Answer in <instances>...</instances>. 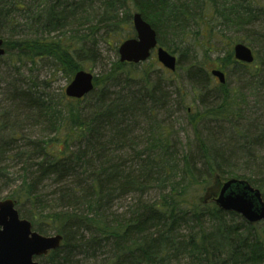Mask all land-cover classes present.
I'll use <instances>...</instances> for the list:
<instances>
[{"label": "trees", "instance_id": "1", "mask_svg": "<svg viewBox=\"0 0 264 264\" xmlns=\"http://www.w3.org/2000/svg\"><path fill=\"white\" fill-rule=\"evenodd\" d=\"M37 1L0 0V37L9 33L4 56L31 63L49 58L72 78L85 70L81 61L96 57L90 37L97 26L109 37L139 12L158 44L178 53L176 70L164 73L182 71L188 94L198 101L195 109L187 106L188 94L177 83L176 94L165 91L155 63L139 69L119 59L94 77L93 91L80 99L63 92L13 93L15 109L32 119L39 136L25 135L8 122L10 112L0 111V200L12 199L38 233L63 236L61 247L39 263L264 264V224H249L199 199L217 176L246 179L264 198V124L255 134L239 131L244 97L235 94L264 91V30L247 28L257 21L264 26V0ZM65 11L70 17L84 11L74 20L88 23L87 33L44 37L65 27ZM134 35L129 31L124 39ZM237 41L254 47L252 63L234 59ZM223 49L212 65L234 69L236 88H211L206 62ZM115 87L120 91H109ZM178 111L185 113L190 138L174 135ZM210 123L229 124L235 136L218 128L224 141L217 143L219 137L204 134ZM233 141L238 145L229 147ZM10 161L19 167L15 172ZM128 197L131 205L119 212Z\"/></svg>", "mask_w": 264, "mask_h": 264}, {"label": "rangeland", "instance_id": "2", "mask_svg": "<svg viewBox=\"0 0 264 264\" xmlns=\"http://www.w3.org/2000/svg\"><path fill=\"white\" fill-rule=\"evenodd\" d=\"M39 1V0H38ZM37 1V2H38ZM46 1V0H44ZM62 0H60L61 2ZM67 3H70L71 0H66ZM95 1V0H94ZM36 2V1H35ZM48 3H52V0H48ZM96 4V3H95ZM133 13V11H132ZM84 11L81 13H77L76 15L70 17L67 16V11L64 12L63 15L67 16V23L62 30L54 31L49 34H43L44 37H62V35L69 37L71 35L77 34H85L87 33L89 24L86 22L79 21L76 23L75 16L81 18L83 16ZM97 18L94 17V21ZM24 20L19 19V26L17 27L18 31L24 29ZM262 21H257L254 26L247 27L251 28L252 30H264V26ZM36 28L42 30L39 25H35ZM119 31L112 32L111 36H107L106 30L101 26H97L95 33L90 37L91 40L95 39L96 41V50L97 54L94 60L92 61H81L83 69L88 72H91L94 77L101 76L104 72L111 66L113 62L118 59L117 50L113 49L116 46L118 49L119 44L125 40V36L129 31H133L132 23L123 25L122 27L118 28ZM1 38L7 39L9 37V33H5L2 31ZM135 36V35H134ZM118 38L119 40L118 42ZM234 40H237L236 34L232 36ZM127 39V38H126ZM239 40V39H238ZM238 42V41H237ZM74 44V43H73ZM234 45V44H233ZM221 46V45H220ZM258 46V44H257ZM219 47V46H218ZM253 52L255 51L254 47ZM217 50V49H216ZM216 50L211 53V60L207 61L206 68L208 76L212 78L211 81V88H217L219 85L218 80H213V76L210 74L212 69H218L214 65H212L213 60L217 55L222 56L224 49L220 52H216ZM178 59V53H172ZM186 59V58H185ZM150 62L155 63V69L157 72H161L163 78L161 79V86L165 88V91H176V83L181 85L179 86L181 89L180 91H185L187 94L189 93V85L188 82L185 80V75L182 71L175 73L174 75H167L165 72V68L157 61L155 53L151 55V57L143 62L139 63L138 68H143L142 64H149ZM183 63V62H182ZM209 66V67H207ZM225 73L226 81L224 84H227L229 88H236L237 87V73L234 69L230 70H223ZM159 73L154 74L152 79L156 77ZM155 80V79H154ZM71 78L68 77L64 72L59 70V66L56 65L51 59L49 58H37L35 63H31L29 61H22L16 62V58L13 56H2L0 58V111H7L10 112L8 115V122L15 125L21 126L23 133L29 137L36 138L39 136V128L36 125L32 124V119H26L24 111L21 109L16 108V102L12 100L13 93L16 90H24L29 89L30 91H45L46 93H59L65 91L66 86L70 83ZM120 85L119 87H121ZM132 89V88H131ZM126 89L124 91H128ZM109 91H120L118 87L111 88ZM241 92V93H240ZM176 94L175 92H173ZM236 96H243L244 100L242 101V119L239 120V131L245 135L255 134L256 131L259 132V128H261L262 124H264V91L256 93L251 92L248 90L245 91H235ZM187 106L191 107L192 109L197 108L198 101L195 100L193 95L188 94L185 96ZM211 95L206 97L205 102H211ZM13 114H12V113ZM17 117V118H16ZM173 132L176 137L185 139L186 137H191V130L190 127L186 123L185 113L183 111H178L174 113L173 117ZM257 126V128H254ZM225 128L227 130L223 132V134H235L233 130H231L230 125L227 123H210L204 126V134L208 135L209 133H213L216 137L217 143L224 141L223 134H220L218 128ZM253 128V129H252ZM224 131V130H223ZM222 132V131H221ZM235 132V131H234ZM32 138V139H33ZM187 139V138H186ZM237 140V138H235ZM235 140V141H236ZM235 141L229 144V147L237 146L238 143ZM20 143H18L19 145ZM23 144V142H22ZM262 156H264V148L260 150ZM6 164V162H5ZM10 166V172H15L19 167L15 166L13 161L8 162ZM6 195V191L2 192V198ZM148 198V197H147ZM152 198V197H150ZM3 200V199H1ZM264 200V198H263ZM132 197L126 198V200L119 203L117 209L119 212L128 209V206L131 205ZM16 207V206H15ZM17 209V208H16ZM20 215V214H19ZM21 217V216H20ZM263 223V222H262ZM264 224V223H263ZM47 235H52L53 232L48 231ZM104 254L99 256V258L103 259ZM82 256L77 257L76 259H80ZM42 261V259H41ZM78 264H84V260L80 261Z\"/></svg>", "mask_w": 264, "mask_h": 264}, {"label": "water", "instance_id": "3", "mask_svg": "<svg viewBox=\"0 0 264 264\" xmlns=\"http://www.w3.org/2000/svg\"><path fill=\"white\" fill-rule=\"evenodd\" d=\"M135 36L123 40L117 49L121 63L139 64L155 53L157 61L168 71H175L177 58L158 44L157 35L140 13L132 15ZM234 59L241 63H252V49L237 42L232 47ZM5 54L0 38V57ZM210 74L219 83L226 81L225 73L212 69ZM94 75L86 70L75 72L65 88L69 98L80 99L93 91ZM203 203L213 202L220 210L239 214L249 224L264 223V200L261 191L246 179L217 176L199 198ZM62 243L60 234L43 235L33 230L29 220L20 217L15 202L0 200V264H40L39 259L58 249Z\"/></svg>", "mask_w": 264, "mask_h": 264}, {"label": "bare ground", "instance_id": "4", "mask_svg": "<svg viewBox=\"0 0 264 264\" xmlns=\"http://www.w3.org/2000/svg\"><path fill=\"white\" fill-rule=\"evenodd\" d=\"M134 13H139V12H134ZM134 13H133V14H134ZM133 14H132V15H133ZM140 15H141V14H140ZM131 22H132V21H131ZM132 27H133V26H132ZM0 38H1V37H0ZM1 39H2V38H1ZM2 40H3V45H4V39H2ZM71 79H72V78H71ZM60 235H61V234H60ZM61 236H62V235H61ZM62 242H63V236H62ZM61 245H62V243H61ZM60 247H61V246H60Z\"/></svg>", "mask_w": 264, "mask_h": 264}, {"label": "flooded vegetation", "instance_id": "5", "mask_svg": "<svg viewBox=\"0 0 264 264\" xmlns=\"http://www.w3.org/2000/svg\"><path fill=\"white\" fill-rule=\"evenodd\" d=\"M214 80H216V79L214 78Z\"/></svg>", "mask_w": 264, "mask_h": 264}]
</instances>
